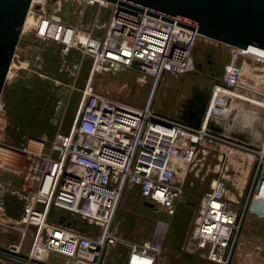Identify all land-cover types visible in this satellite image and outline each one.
Listing matches in <instances>:
<instances>
[{
	"label": "built area",
	"instance_id": "2783aa9c",
	"mask_svg": "<svg viewBox=\"0 0 264 264\" xmlns=\"http://www.w3.org/2000/svg\"><path fill=\"white\" fill-rule=\"evenodd\" d=\"M28 17L26 31L37 39L59 44L66 51L78 50L92 59V75L129 70L152 81L155 91L166 73L194 70L198 32L108 0H32ZM220 44L229 49L231 60L222 80L208 87L212 95L200 127L153 113L151 101L140 109L99 94L93 90L91 77L69 132L58 131L50 142L47 136L29 137L23 147H16L5 139L9 122L1 98L0 174L23 179V207L18 219L5 218L1 204L7 185L0 181V230L18 236L10 247L0 248V258L48 264L51 256H58L71 264H103L119 242L113 225L129 185L137 186L140 197L164 214L159 226L168 223L182 196L177 178L187 171L207 139L218 138L208 127L211 115L230 114L239 104L246 111L264 108L258 101L264 102V56ZM245 69L261 87L244 82ZM261 149L252 150L261 156L258 168L263 167V174L256 193L264 201V146ZM14 165L22 171L15 172ZM229 200L224 181L214 180L191 232L206 259L217 264H239L233 256L242 215L230 208ZM68 214L89 229L73 225ZM164 234L158 230L151 239L133 244L127 263L160 264ZM28 238L30 253L21 256Z\"/></svg>",
	"mask_w": 264,
	"mask_h": 264
},
{
	"label": "rangeland",
	"instance_id": "374dc122",
	"mask_svg": "<svg viewBox=\"0 0 264 264\" xmlns=\"http://www.w3.org/2000/svg\"><path fill=\"white\" fill-rule=\"evenodd\" d=\"M105 14L108 16L109 12ZM230 60L226 46L200 36L194 49V70L178 75L166 73L153 91L152 81L143 80L129 70L92 75V59L83 57L78 50L66 51L59 44L39 40L25 30L2 94L9 122L5 139L16 147H23L29 137L47 136L50 142L58 131L69 132L91 77L93 90L99 94L140 109L151 101L153 113L161 117L204 124L208 115L203 113L205 87L222 80ZM243 79L245 83L261 87L258 79L252 81L253 74L247 69ZM221 109L222 106L217 108ZM244 109L233 108L227 121L219 117L216 123L222 130L214 132L218 138L207 139L187 171L177 178L183 191L176 203L177 213L169 224L159 226V221L165 219L164 214L144 205L137 186L127 187L113 225L119 242L106 255L103 264H128L130 247L151 239L158 230L165 231L160 264H217L206 259L204 251L191 239V232L199 221L206 193L219 178L227 186L230 208L242 215L233 259L239 264H264V201L257 199L256 193L263 167L258 168L261 156L253 151H262L264 146V108L258 118L253 108ZM216 114L211 117L216 119ZM238 132L244 133L248 140L235 138L234 133ZM47 145L50 147V143ZM0 181L7 185L1 204L6 210L5 218L18 219L23 207L20 193L23 179L1 173ZM66 217L73 225L88 228L82 220L70 214ZM17 240L15 233L0 230L1 249H7ZM30 244L31 238H28L20 255L30 253ZM0 264L20 263L0 258ZM48 264L71 263L66 258L51 256Z\"/></svg>",
	"mask_w": 264,
	"mask_h": 264
},
{
	"label": "water",
	"instance_id": "95a60500",
	"mask_svg": "<svg viewBox=\"0 0 264 264\" xmlns=\"http://www.w3.org/2000/svg\"><path fill=\"white\" fill-rule=\"evenodd\" d=\"M198 32L201 36L264 56V0H108ZM32 0H0V99L10 72ZM212 88L205 91L203 113L208 112ZM200 127L202 124L188 122ZM208 127L218 133L215 118ZM235 138L248 140L242 132ZM144 205L154 204L142 198Z\"/></svg>",
	"mask_w": 264,
	"mask_h": 264
},
{
	"label": "crops",
	"instance_id": "0c3cea01",
	"mask_svg": "<svg viewBox=\"0 0 264 264\" xmlns=\"http://www.w3.org/2000/svg\"><path fill=\"white\" fill-rule=\"evenodd\" d=\"M207 88H208V87H205V91L207 90ZM240 107L243 108V106H242L241 104H239V105L236 107V109L238 110V109H240ZM247 111H249V110H247ZM253 111H254V112H253V113H254V116H255V118H256V117H258V115L262 112V109H261V108H258V106H257L256 108L253 107ZM227 115H228V114H220V113H219V114L217 115V118L215 119L216 122L219 121V117H220V116H221L222 118L226 119V121H227L228 118H229V117H227ZM211 118H212V117H211ZM244 129H245V128H244ZM163 261H164V262H167V260H165V259H164Z\"/></svg>",
	"mask_w": 264,
	"mask_h": 264
},
{
	"label": "bare ground",
	"instance_id": "6f19581e",
	"mask_svg": "<svg viewBox=\"0 0 264 264\" xmlns=\"http://www.w3.org/2000/svg\"><path fill=\"white\" fill-rule=\"evenodd\" d=\"M27 22H26V24H25V26H24V30H26V28H27V26H28V23L30 22V18L28 17V19L26 20ZM249 70V69H248ZM10 75V74H9ZM260 103H264L263 101H261V100H258ZM261 108H263L262 106H260ZM211 118V117H210ZM258 118V117H257ZM213 119V118H212ZM249 119H250V117H249ZM252 119V118H251ZM32 147H34V143H32ZM263 153H264V151H263ZM13 170L16 172V171H22V167L21 166H18V165H14V167H13Z\"/></svg>",
	"mask_w": 264,
	"mask_h": 264
}]
</instances>
